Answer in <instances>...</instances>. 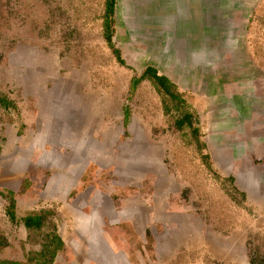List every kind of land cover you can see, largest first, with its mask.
I'll list each match as a JSON object with an SVG mask.
<instances>
[{"label": "rangeland", "instance_id": "374dc122", "mask_svg": "<svg viewBox=\"0 0 264 264\" xmlns=\"http://www.w3.org/2000/svg\"><path fill=\"white\" fill-rule=\"evenodd\" d=\"M126 3L0 0V264H110L127 222L138 264H264V0ZM182 217L243 250L186 249Z\"/></svg>", "mask_w": 264, "mask_h": 264}, {"label": "crops", "instance_id": "0c3cea01", "mask_svg": "<svg viewBox=\"0 0 264 264\" xmlns=\"http://www.w3.org/2000/svg\"><path fill=\"white\" fill-rule=\"evenodd\" d=\"M93 127L95 128L96 126H93ZM95 129H101V122H98L97 128H95ZM124 161L125 160H123V162ZM90 166H91V164H90ZM89 167H85L83 169V171L81 173H79L76 183H74L75 179L72 180V177H74L75 174H74L73 170H70V168H67L65 170L63 169L62 171L58 172L59 175L61 176L60 180H59V183H58V185H60V186L58 188H61L62 190L69 191L71 189V187L74 186V185H77L78 187H81L83 182H84V180H85L84 177H86L88 175L87 173H88V168ZM93 170L95 172V168H93L91 166V170L89 172V175H90V173ZM69 185H71V186H69ZM112 191H116V188L113 189ZM85 204H87V202H85ZM142 209H143V207H142ZM163 210H164V212H163ZM160 211H162L160 213V215H161L163 224H165V220H164L165 219V214H166L165 204L161 207ZM135 216L141 217L142 214H138V212H137V214H135ZM158 219H160L159 216H158L157 220ZM182 219L183 220H181V225L183 224L182 226L185 227L184 228V233L187 232L189 234V235L185 236L184 238H182L183 241H185L186 249L195 250L196 248L198 249L199 247L200 248H205V250L209 249V250H212L213 253L220 260L227 259L226 257H229L230 254L233 255V252H231V251H235L234 248H237L238 250L241 249V251L243 250L240 247V241L241 240L236 241V239L233 238V240H235V242L232 243L230 246L228 244L227 252L223 253L221 250L220 251H214L213 242L214 241L221 242V241H225V240L227 242H229L230 241L229 236H225V238H224L223 235H220V234L216 233L213 229L208 228V227H206V229H205V228H203V226H201L200 229H198V227H196V225H194V223H191L190 221L186 222V218H184V217H182ZM172 221H173V219H172ZM134 222H135V219H134ZM174 222H176V220H174ZM127 224H128V226H126L124 224H121V225L119 224V226L116 225L114 228H112V230H107L106 229V230L103 231L104 235H105L104 237L108 241L107 242L108 245H106V246H107V248L109 250V252H108V257H109L108 261H109L110 264H119V262H121V264H138L137 257H136V254H135L136 251L134 249V244H132V243H135L136 241L131 237V235L129 233V232H131V229H133V228H132V225H130L128 222H127ZM193 229H194L195 232L193 231ZM241 231H243V230H241ZM241 231L239 232L238 230H235L233 234L235 236H242L243 237L244 234L241 233ZM87 234H89V233L86 232V231H82L81 230V232H79V236L81 237V235H83L82 237L85 238V239H89V238H91L93 236V235H90V234L87 235ZM60 238L62 240V246L64 247L66 245V242H65L63 237L60 236ZM221 246H223V245H221ZM229 248H230L231 251L228 252ZM119 251L123 252V254L122 255L119 254V253H121ZM101 255H102V251H101L99 257ZM139 256L142 257L143 262L145 264H148V258L146 259V256L144 254L140 253ZM163 256H164V259H163V261H160V262H161V264H166L165 254ZM233 256H235V255H233Z\"/></svg>", "mask_w": 264, "mask_h": 264}, {"label": "trees", "instance_id": "16d2710c", "mask_svg": "<svg viewBox=\"0 0 264 264\" xmlns=\"http://www.w3.org/2000/svg\"><path fill=\"white\" fill-rule=\"evenodd\" d=\"M108 7H109V13H110V15H112L114 13V9H115V0H108ZM143 76L144 77H146V76L151 77L152 80L155 83H157L158 85H160V87H162L165 91H167V92L169 91L170 80L164 75H159L158 71L156 69L148 68L145 71V73L143 74ZM179 125H180V123H179ZM11 214L14 217V214L13 213H11ZM43 220H44L43 215H41V214L36 215L35 214V215H28V216L24 217L22 219V222L27 229L31 230V229H37V228L42 227L44 224ZM56 238H57V241H56ZM56 238H54L52 241H48V244H47L48 248L45 247V249H48L50 254L52 255L51 258H53V256L56 254L58 249L60 247H62V240H61L60 236H56ZM35 259H36V257H31V260H35ZM37 264H48V263H44V262L40 263V261H38Z\"/></svg>", "mask_w": 264, "mask_h": 264}, {"label": "flooded vegetation", "instance_id": "af4514ba", "mask_svg": "<svg viewBox=\"0 0 264 264\" xmlns=\"http://www.w3.org/2000/svg\"><path fill=\"white\" fill-rule=\"evenodd\" d=\"M120 1H121V0H120ZM126 2H127V0H122V1H121L122 5H123V4L126 5V4H127ZM122 7H123V6L120 7L119 14H118V12H117V15H119V16H120V14L122 13V12H121V11L123 10ZM224 124H225V123H224Z\"/></svg>", "mask_w": 264, "mask_h": 264}, {"label": "bare ground", "instance_id": "6f19581e", "mask_svg": "<svg viewBox=\"0 0 264 264\" xmlns=\"http://www.w3.org/2000/svg\"><path fill=\"white\" fill-rule=\"evenodd\" d=\"M121 1H122V0H121ZM121 1L119 0V3H121ZM121 4H122V3H121ZM120 7H121V5L118 6V10H117V11H118V14H119Z\"/></svg>", "mask_w": 264, "mask_h": 264}, {"label": "clouds", "instance_id": "9594fccd", "mask_svg": "<svg viewBox=\"0 0 264 264\" xmlns=\"http://www.w3.org/2000/svg\"><path fill=\"white\" fill-rule=\"evenodd\" d=\"M159 74V73H158ZM159 75H161V74H159ZM22 222V221H21ZM23 223V222H22Z\"/></svg>", "mask_w": 264, "mask_h": 264}]
</instances>
